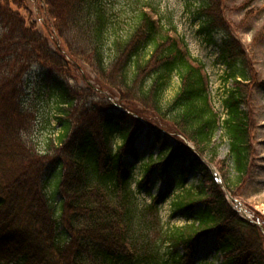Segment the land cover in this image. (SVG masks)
I'll return each mask as SVG.
<instances>
[{"label":"trees","instance_id":"obj_1","mask_svg":"<svg viewBox=\"0 0 264 264\" xmlns=\"http://www.w3.org/2000/svg\"><path fill=\"white\" fill-rule=\"evenodd\" d=\"M41 1L45 37L22 15L28 0H0V264H197L198 241L212 235L218 264H264V224L241 216L196 161L218 158L217 115L204 67L172 22L159 25L149 4L117 14L109 0ZM222 1L202 0L198 12L207 28L227 33L219 50L225 80H233L223 124L232 169L220 161L217 170L232 192L252 166L249 114L264 79L228 32ZM77 65L95 75L104 98L84 104L67 84ZM34 67L54 75L53 96L63 106V129L42 150L31 137L34 114L23 104L24 79ZM173 77L179 85L167 99ZM141 135L155 154L135 147ZM137 163L143 169L138 192L150 194L154 175L177 171L174 190L181 191L171 212L187 225L165 229L161 223L172 181L138 207ZM199 170V182L187 189L189 174Z\"/></svg>","mask_w":264,"mask_h":264},{"label":"rangeland","instance_id":"obj_2","mask_svg":"<svg viewBox=\"0 0 264 264\" xmlns=\"http://www.w3.org/2000/svg\"><path fill=\"white\" fill-rule=\"evenodd\" d=\"M119 14L120 10H125L135 4H149V9L155 10L156 19L159 25L170 27L172 22L176 29V34L179 38H183L188 47L191 57L198 58L205 67L207 72L208 89L211 97V105L214 109H218L223 113V96L227 95L230 90V83L224 84L223 75L225 67L217 61L219 57V45L225 35L220 31H212L207 28L208 24L200 18L198 7L202 0H109ZM43 3L41 0H28L27 10L22 13L26 17L27 22L33 24L34 28L39 31L44 37L49 36L43 30L46 16L43 11ZM222 11L225 19L229 23V32L235 40L241 43L245 53L254 62L260 78H264V0H224L222 1ZM147 10V9H146ZM205 26L206 29H203ZM55 39L51 35L49 40ZM58 43V41L56 40ZM60 44V43H58ZM51 47L54 49V43L50 41ZM73 74L72 80L66 81L71 88H75L81 95V100L84 104H89L92 101L101 100L102 91L99 85L95 83V75L86 67L77 65L71 67ZM54 75L49 74L42 68H33L25 76L23 95V104L25 108L31 110L34 114V125L32 128V141L35 146L42 150L49 141H53L62 131V122L64 117L61 115L60 108L63 107L56 100L54 92L56 87L54 83ZM53 80V83H52ZM179 85L178 79L173 77L172 87L166 93L165 97L170 99L177 91ZM104 93V92H103ZM89 96V97H88ZM250 120L251 127V147L252 158L249 176L243 182L234 188L231 192L224 185V178L218 172L217 166L220 161L226 162L229 168L232 166L231 160L228 159L229 143L225 132L218 128L214 141L218 147V158L211 164L206 158H198L196 161L203 168H208L215 174L218 183L223 187L227 198L234 209L243 217L251 221L260 219L264 224V87H261L253 94L251 103ZM147 132V131H146ZM174 144V142H172ZM137 149L145 156L150 153L155 154L156 147L151 150V141L146 136L141 135V138L136 143ZM194 158V157H193ZM142 164V163H141ZM137 163L134 167L132 176V191L135 192L134 200L141 209L145 205L150 204L151 197L160 192L166 191V185L169 181L173 182L170 187L171 194L164 204L160 206V219L163 227L166 229L179 228L187 225L185 219L181 216L172 217L171 204L173 199L181 189L174 190L175 184L180 180L176 172L170 173L168 176L154 175L151 178V193L138 192L136 183L141 181L142 167ZM216 165V166H215ZM232 169V168H230ZM228 169V172L230 171ZM227 171V170H225ZM204 171H192L188 176L187 189L195 187ZM227 176L231 179L230 172ZM175 182V184H174ZM213 235L208 238H201L198 241V253L195 259L197 264H218L221 260L219 254L215 252V244ZM170 251L166 247L161 249V257L167 261L170 257ZM160 264V262L158 263Z\"/></svg>","mask_w":264,"mask_h":264}]
</instances>
